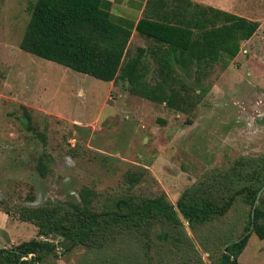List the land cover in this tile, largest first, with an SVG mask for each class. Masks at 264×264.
<instances>
[{
  "label": "rangeland",
  "instance_id": "rangeland-1",
  "mask_svg": "<svg viewBox=\"0 0 264 264\" xmlns=\"http://www.w3.org/2000/svg\"><path fill=\"white\" fill-rule=\"evenodd\" d=\"M34 1L0 0V208L11 220L18 221L22 206L78 201L85 187L98 193L97 201L164 194L175 204L211 169L228 167L239 156L264 155V0H192L259 26L227 66L217 62L199 73L177 68L173 87L186 99L181 109L130 92L126 80L103 81L21 50L28 5ZM129 43L128 58L137 47L147 48L146 81L154 85L160 64L149 53L152 42L134 33ZM42 154L49 156H43L49 158L45 174L36 168ZM140 168L146 170L144 178L128 188L125 174ZM249 211L236 201L225 216L194 231L184 223L194 246L192 263L196 258L198 264L217 262L226 245L221 241L244 234ZM31 227L37 236V227ZM249 233L237 262L264 264V239ZM25 234L24 240L30 238ZM48 238L57 248L45 264L150 262L138 242L66 252L60 238ZM155 254H150L152 264H184L175 254L163 262Z\"/></svg>",
  "mask_w": 264,
  "mask_h": 264
},
{
  "label": "trees",
  "instance_id": "trees-1",
  "mask_svg": "<svg viewBox=\"0 0 264 264\" xmlns=\"http://www.w3.org/2000/svg\"><path fill=\"white\" fill-rule=\"evenodd\" d=\"M103 2H31L19 48L103 81L126 80L130 92L181 109L186 99L177 95L173 87L177 68L185 73L195 68L199 73L217 62L227 66L238 54L240 43L248 40L259 26L257 21L192 0H146L134 30L152 42L149 53L160 64V80L151 85L146 81L143 61L147 48L137 47V54L127 57L133 25L123 27L111 21ZM27 127L32 129L29 123ZM43 156L48 155H40L36 164L41 174L46 173L49 159ZM145 173L143 168L127 171V187L138 184ZM263 184L264 155L239 156L228 167L206 172L183 190L175 204L164 194H123L97 201L98 193L85 187L79 192L78 201L22 206L17 219L35 225L37 236L14 247H0V264H45L57 248L49 235L60 238L66 252L76 246L102 250L129 240L140 244L149 264L155 258L150 255L152 251L157 252L159 262L175 254L179 262L194 264L189 256L194 246L184 223L194 231L217 221L236 201H242L250 209L245 232L241 237L221 241L226 245L214 262L238 264L237 257L247 243L250 233H245L251 224L252 232L264 239L263 196L251 218L253 203ZM194 261L198 264L197 258Z\"/></svg>",
  "mask_w": 264,
  "mask_h": 264
},
{
  "label": "crops",
  "instance_id": "crops-1",
  "mask_svg": "<svg viewBox=\"0 0 264 264\" xmlns=\"http://www.w3.org/2000/svg\"><path fill=\"white\" fill-rule=\"evenodd\" d=\"M146 0H104L102 7L108 11L111 21L123 27L132 26V34L137 33L134 26L137 20L142 16ZM132 34L130 38L132 37ZM138 34V33H137ZM130 42V39H129ZM128 42V47L130 43ZM111 82V81H110ZM10 215L0 208V247H7L26 241L34 235L33 225L28 222L11 220ZM25 233L28 239L24 240ZM32 234V236H30Z\"/></svg>",
  "mask_w": 264,
  "mask_h": 264
},
{
  "label": "water",
  "instance_id": "water-1",
  "mask_svg": "<svg viewBox=\"0 0 264 264\" xmlns=\"http://www.w3.org/2000/svg\"><path fill=\"white\" fill-rule=\"evenodd\" d=\"M242 42H243V41H242ZM242 42H241V43H242ZM263 190H264V184H263V185L260 187V189L258 190L257 195H256V198H255V201H254V203H253L252 210H251V218H252V220H253V216H254V208H255V206H256V204H257V202H258V199H259V197H260V195H261V193H262ZM250 231H252V224H251L250 228L246 231L245 234L249 233ZM27 258H28V257H27Z\"/></svg>",
  "mask_w": 264,
  "mask_h": 264
}]
</instances>
